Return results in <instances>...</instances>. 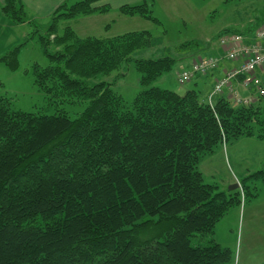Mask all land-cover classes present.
Instances as JSON below:
<instances>
[{"label":"trees","instance_id":"1","mask_svg":"<svg viewBox=\"0 0 264 264\" xmlns=\"http://www.w3.org/2000/svg\"><path fill=\"white\" fill-rule=\"evenodd\" d=\"M99 1H66L52 11L39 36L50 63L32 71L50 98L87 101L79 115L17 110L0 96V264H229L231 250L207 237L241 196L257 195L250 191L264 181V167L227 192L205 183L198 165L224 142L264 140V98L208 103L195 89L155 86L176 59L133 56L151 44L150 32L80 37L70 26L106 11L94 6ZM0 9L14 24L35 23L19 0H3ZM119 12L156 21L145 1ZM23 44L0 55L11 70ZM130 61L140 85L130 103L113 89L118 75L90 83Z\"/></svg>","mask_w":264,"mask_h":264},{"label":"rangeland","instance_id":"2","mask_svg":"<svg viewBox=\"0 0 264 264\" xmlns=\"http://www.w3.org/2000/svg\"><path fill=\"white\" fill-rule=\"evenodd\" d=\"M74 1L76 0H68L67 2L71 4ZM115 2L114 0L111 3L114 4V7L118 4ZM149 3L150 15L156 21L141 16L125 15L118 9H111L107 12L81 15L69 23L78 36L105 38L132 31L150 32L151 46L135 50L133 56L136 58L158 57L165 54L173 56L176 61L171 70L162 74L153 84L160 88L173 90L178 94H183L186 90L194 88L193 82L188 81L181 84L177 81L178 71L189 66L190 60L196 56L194 54H209L207 47H205L209 44V40H215L219 32L225 28L242 30L246 23L253 21L251 24L253 26V24L264 20V0H150ZM21 4L23 5V3ZM23 8L24 12L34 19L35 23L15 24L9 38L15 36L18 41L8 49H2L4 55L9 49L24 43L20 46L17 54V69L11 70L3 61H0V96L8 97L13 109L43 114L59 112L74 118L85 108L87 101L50 98L34 82L33 66L35 64L47 66L50 63L39 42V36L44 34L50 16L38 14L37 11L33 12L34 9L31 5H23ZM7 34L8 32L4 30V35L0 38V46L5 45ZM51 39L52 36H50ZM191 41L195 44L177 48L181 44ZM48 49L50 52L55 51L53 43H50ZM123 72L125 74L121 75ZM117 75L118 79L113 85V89L121 94L127 103H130L140 90L139 73L133 62L123 63L119 69L108 75H97L90 80V83L100 80L112 81ZM258 76L256 77L260 81V76ZM251 84L256 87L254 83ZM228 153L233 156L232 159H236V162L233 161L234 159H221L218 155H207L203 159L200 165L203 181L208 184H215L219 189L240 191V183L243 181L234 178L233 173H238L245 167L253 166V155L242 147L232 148L230 146H228ZM263 167L264 165L259 169ZM253 172L255 171L253 170L249 174ZM255 186L256 188L252 189L250 193H256L259 199L257 201L262 199L263 202H254L253 198L256 196L250 195L245 200L241 196L240 204L246 203V209L250 210L253 207L257 215L252 219L244 216L242 223L230 222L231 227L228 232H226V228H222V231L218 233L222 237V232L225 233L224 240L233 234L237 241V248L242 246V259L238 264H259L257 259L262 261L264 258V181L258 179ZM234 206H239V204L232 205L227 212ZM246 219L252 227L247 235H245ZM195 239L196 237H192V241Z\"/></svg>","mask_w":264,"mask_h":264},{"label":"crops","instance_id":"3","mask_svg":"<svg viewBox=\"0 0 264 264\" xmlns=\"http://www.w3.org/2000/svg\"><path fill=\"white\" fill-rule=\"evenodd\" d=\"M2 1L3 0H0V3ZM19 1L21 3H23V5H31V7L34 9L33 12L37 11V12H39L38 14H41L44 16H50L52 11L58 5H60L63 2H66L68 0H19ZM112 1H114V0H100L99 2L95 3L94 6H104L107 9L104 12H107L108 10H111V9H118V11H119V7L122 5H125V4L135 5V4L142 3L144 1L147 3L148 6L150 4L149 3L150 0H115L116 1L115 3H118V4H116L117 6L114 7L113 6L114 4H111ZM94 13L95 12H93L89 15H92ZM96 13H102V12H96ZM133 16H138V15H133ZM73 20H75V19H73ZM252 23H253V21H251L250 23H246L243 26L242 30H244L248 26H251ZM18 24H20V23H18ZM21 24H25V23H21ZM253 25L257 26V29L263 28L264 27V20H261L257 24H253ZM13 28H15V24L12 23L9 19H7L3 15V13L0 9V38L2 37V35H4V30L8 32V34L6 35V38H5V42H6L5 45L3 44L0 46V55H2V53H3V50H2L3 48L8 49L11 45H13L14 43H16L18 41V38L15 36H13L11 39L9 38V35L12 32ZM226 30H230V29L225 28L222 31H226ZM242 30H240V31H242ZM221 32H219V33H221ZM223 33H229V32L226 31ZM238 34H242V33H238ZM252 34L253 33L242 34V35L250 36ZM219 36L217 35V38L215 40H209V42H208L209 44H207L205 46V47H207V51L209 52V54H207V55L201 54V53L194 54L196 56L193 57L192 60H190L189 66L186 67V68L191 67V65L196 60H198L200 58H205V57H209V56H217V57L222 56L221 57L222 59L219 62V67L217 69L210 71L206 75L194 76L190 80V82L194 83L193 89L199 91L201 94V99L205 102H208V103H212L217 97L222 96V95L231 98V94L233 91H235L236 93H238L241 96H251L253 103L258 101V99L260 97L264 98V96L258 95V93L256 91V87H253L252 85H249L248 87H244L242 85V81L244 79V76H237L231 81V85H232L231 87L225 88L221 94L214 95L213 99L211 98V100L209 101V99H208L209 93L212 90L213 83H214L215 79L220 77L222 75L223 71L225 72V71H228L230 69H233L239 63V61H229V60H226L224 58L225 48L219 45V43H218V37ZM80 37H86V36H80ZM149 46H151V44ZM149 46H147V47H149ZM180 71L181 70H179L178 73ZM178 73H177V75H178ZM255 74H256V76H258V75L260 76V77L258 76L260 78V84L262 85V87H264V67L257 70ZM231 88H232V90H231ZM228 146H230L232 148L242 147V149H246L247 152H250L251 155H253V158H252V160H253L252 165L253 166L245 167L244 169L240 170L238 173L237 172L233 173L234 178H239L241 180L244 177H246L251 171H253V170L257 171L259 169V167L264 165V140L263 139H260V138L256 137L255 135L241 136V137H239V138H237L231 142L223 143L221 146H219L215 150V152H213L212 154H210L208 156L218 155L221 159L222 158H225V159L229 158L231 160L234 159L233 161L236 162V159L235 158L232 159L231 157H233V156L229 155ZM250 156H248V157H250ZM204 158L201 159V161L198 165L201 172H202V167L200 165H201ZM249 159H251V158H249ZM219 190L227 191V192L230 191V190H223V189H219ZM253 199H254V202H263L262 199H261V201H257V200H259L258 196H256ZM253 199H251V200H253ZM256 215H257V212L255 210H253V207L251 210L246 209V203L242 202L241 204H239V206H234L224 216H222L215 223L214 228H213V232L207 237V238H212L215 242H217L221 246L227 247L231 250L232 260L229 264H238V262L242 259V256H241V247L242 246L240 248L239 247L237 248V241L235 240V236H233V234H231V237H229L227 240H224L223 237H225V233L222 232L223 237L220 236V234H218V233L222 231V228H226V232H228L229 228L231 227L230 222L237 223V221H238V222L242 223L244 216L248 217V219H252ZM248 219L245 220V223L247 224L245 226V235H247L249 233L250 228L252 230V227L250 226ZM223 243H227V244L223 245ZM257 260H258V263L261 264L262 261L264 260V258L262 259V261H261V259H257ZM262 264H264V263H262Z\"/></svg>","mask_w":264,"mask_h":264},{"label":"built area","instance_id":"4","mask_svg":"<svg viewBox=\"0 0 264 264\" xmlns=\"http://www.w3.org/2000/svg\"><path fill=\"white\" fill-rule=\"evenodd\" d=\"M218 43L225 48L224 58L229 61H239L237 66L215 79L209 101L214 95L221 94L225 88L231 87V81L237 76H244L242 85L248 87L254 83L259 96H264V87L256 77V70L264 67V27L258 28L250 36L238 33H223L218 37ZM222 57V56H221ZM221 57L209 56L196 60L191 67L181 70L177 75L179 83L190 81L194 76L206 75L219 67ZM232 90V88H231ZM233 101L240 104H250L251 96H241L232 92Z\"/></svg>","mask_w":264,"mask_h":264},{"label":"water","instance_id":"5","mask_svg":"<svg viewBox=\"0 0 264 264\" xmlns=\"http://www.w3.org/2000/svg\"><path fill=\"white\" fill-rule=\"evenodd\" d=\"M235 186H237V185H235Z\"/></svg>","mask_w":264,"mask_h":264}]
</instances>
